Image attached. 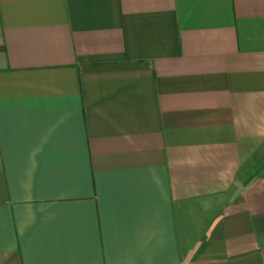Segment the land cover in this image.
Masks as SVG:
<instances>
[{
    "label": "crops",
    "instance_id": "crops-1",
    "mask_svg": "<svg viewBox=\"0 0 264 264\" xmlns=\"http://www.w3.org/2000/svg\"><path fill=\"white\" fill-rule=\"evenodd\" d=\"M0 264H264V0H0Z\"/></svg>",
    "mask_w": 264,
    "mask_h": 264
}]
</instances>
